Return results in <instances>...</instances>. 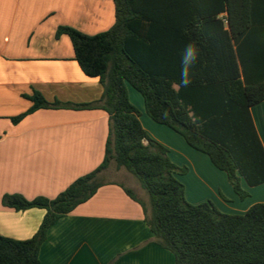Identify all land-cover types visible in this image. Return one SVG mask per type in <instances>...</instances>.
Masks as SVG:
<instances>
[{
    "label": "trees",
    "instance_id": "obj_1",
    "mask_svg": "<svg viewBox=\"0 0 264 264\" xmlns=\"http://www.w3.org/2000/svg\"><path fill=\"white\" fill-rule=\"evenodd\" d=\"M115 23L87 35L60 26L68 35L82 71L97 77L102 98L88 104L49 102L39 91L26 97L31 108L101 109L109 115L103 163L78 178L57 197L32 200L5 194L3 206L46 210L37 233L28 240L0 235V264H39L50 228L110 183L104 174L112 162L133 174L149 195V206L131 189L155 242L175 256L176 264H264V203L244 214L221 212L212 203L186 200L178 175L187 173L169 150L144 129L128 85L145 101L147 114L180 134L195 150L226 172L235 192L241 185L264 184V148L250 109L264 101V0H113ZM194 44L198 57L182 84V55Z\"/></svg>",
    "mask_w": 264,
    "mask_h": 264
},
{
    "label": "crops",
    "instance_id": "obj_2",
    "mask_svg": "<svg viewBox=\"0 0 264 264\" xmlns=\"http://www.w3.org/2000/svg\"><path fill=\"white\" fill-rule=\"evenodd\" d=\"M114 23L113 0H0V235L28 240L46 215L42 208L3 206L5 194L53 199L103 163L109 132L104 110L39 109L18 123L12 118L31 108L26 96L34 91L49 102L100 100L104 89L99 78L82 71L70 37L56 33L60 26H70L96 35ZM133 89L128 88L129 97L148 135L168 148L175 164L188 169L177 177L189 203H212L231 215L264 203V184L251 187L241 178L249 193L242 199L208 155L147 114L144 98ZM250 113L264 148V101ZM108 182L50 228L39 264H176L175 256L155 242L142 205L122 187L149 206L150 200L137 194L148 197L140 182Z\"/></svg>",
    "mask_w": 264,
    "mask_h": 264
},
{
    "label": "rangeland",
    "instance_id": "obj_3",
    "mask_svg": "<svg viewBox=\"0 0 264 264\" xmlns=\"http://www.w3.org/2000/svg\"><path fill=\"white\" fill-rule=\"evenodd\" d=\"M128 88L132 89L131 86H128ZM133 90L137 96L142 97V95L138 91H136L135 89H133ZM104 179L107 181H120L122 183H129V184L130 183L132 184L133 181L139 182L138 179L133 174L129 173L126 169H124V168L117 169L114 162H112L110 164V166L107 168V170L105 171ZM143 190H144L145 194H147V196H148L147 199L145 198V196L140 191H137V194L140 195L143 199L149 200L148 193L146 192L145 189H143Z\"/></svg>",
    "mask_w": 264,
    "mask_h": 264
},
{
    "label": "clouds",
    "instance_id": "obj_4",
    "mask_svg": "<svg viewBox=\"0 0 264 264\" xmlns=\"http://www.w3.org/2000/svg\"><path fill=\"white\" fill-rule=\"evenodd\" d=\"M198 57V50L196 49L194 44H189L186 46L184 53L182 55V69H181V77H182V84L185 86L190 82L189 80V73L196 62Z\"/></svg>",
    "mask_w": 264,
    "mask_h": 264
}]
</instances>
